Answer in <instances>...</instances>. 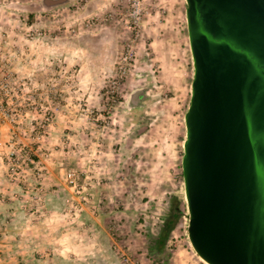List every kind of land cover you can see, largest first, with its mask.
<instances>
[{
  "label": "rangeland",
  "instance_id": "rangeland-1",
  "mask_svg": "<svg viewBox=\"0 0 264 264\" xmlns=\"http://www.w3.org/2000/svg\"><path fill=\"white\" fill-rule=\"evenodd\" d=\"M44 1L0 0L2 256L210 264L188 230L187 0ZM176 203L166 249L152 252Z\"/></svg>",
  "mask_w": 264,
  "mask_h": 264
},
{
  "label": "water",
  "instance_id": "water-1",
  "mask_svg": "<svg viewBox=\"0 0 264 264\" xmlns=\"http://www.w3.org/2000/svg\"><path fill=\"white\" fill-rule=\"evenodd\" d=\"M187 4L195 66L183 157L190 240L210 264H264V0Z\"/></svg>",
  "mask_w": 264,
  "mask_h": 264
},
{
  "label": "trees",
  "instance_id": "trees-1",
  "mask_svg": "<svg viewBox=\"0 0 264 264\" xmlns=\"http://www.w3.org/2000/svg\"><path fill=\"white\" fill-rule=\"evenodd\" d=\"M142 95V94H141ZM141 98L140 95L136 94L134 97L135 102L139 101ZM133 100V101H134ZM182 212L179 206L174 204L171 208L169 216L165 219L164 224L161 227V230L156 235H150L151 241V251L155 253H162L167 246L169 237L171 233L177 226L180 216Z\"/></svg>",
  "mask_w": 264,
  "mask_h": 264
},
{
  "label": "crops",
  "instance_id": "crops-1",
  "mask_svg": "<svg viewBox=\"0 0 264 264\" xmlns=\"http://www.w3.org/2000/svg\"><path fill=\"white\" fill-rule=\"evenodd\" d=\"M4 134H5V128H4L3 124L0 123V135L3 136ZM0 171L2 172L1 163H0ZM4 181H5L4 178L0 174V202L4 197L6 198L8 196L7 192H9L8 188L6 189L5 187H3V185L5 184ZM7 185H9V184H7ZM1 217H2V214H0V226H1ZM0 234H1V232H0ZM1 241H2V239L0 237V245H2ZM0 264H14V260L8 256H2V253L0 250Z\"/></svg>",
  "mask_w": 264,
  "mask_h": 264
},
{
  "label": "built area",
  "instance_id": "built-area-1",
  "mask_svg": "<svg viewBox=\"0 0 264 264\" xmlns=\"http://www.w3.org/2000/svg\"><path fill=\"white\" fill-rule=\"evenodd\" d=\"M0 116H1V114H0Z\"/></svg>",
  "mask_w": 264,
  "mask_h": 264
}]
</instances>
